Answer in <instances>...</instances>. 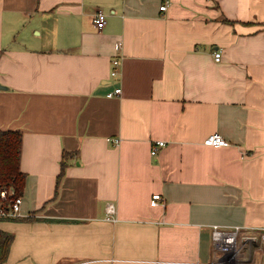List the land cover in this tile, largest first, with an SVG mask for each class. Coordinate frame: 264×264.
<instances>
[{"label":"crops","instance_id":"obj_1","mask_svg":"<svg viewBox=\"0 0 264 264\" xmlns=\"http://www.w3.org/2000/svg\"><path fill=\"white\" fill-rule=\"evenodd\" d=\"M168 1L0 0L26 175L4 264H214L213 226L264 233V0Z\"/></svg>","mask_w":264,"mask_h":264},{"label":"built area","instance_id":"obj_2","mask_svg":"<svg viewBox=\"0 0 264 264\" xmlns=\"http://www.w3.org/2000/svg\"><path fill=\"white\" fill-rule=\"evenodd\" d=\"M169 1L163 0V4L160 6V11H164L168 6ZM94 26L97 30L104 28L106 24L105 14L98 10L94 14L93 18ZM120 42L117 44V48L120 49ZM214 61L219 63L221 61V52L214 53ZM112 69L110 72L111 77L118 76V67L120 62L117 58L111 61ZM121 94L120 89H115L112 93L106 95L107 98L119 96ZM110 144H118V139H108ZM204 146L208 147H227L229 144L218 134L209 135L203 141ZM165 146V142L159 141L152 146L150 155L155 157L158 154L160 148ZM14 191L11 188L0 189V219L1 220H14L20 217L21 197L14 198ZM163 205L162 197L158 194L153 195L150 201L151 207ZM106 212L112 218L114 216V209L112 205H107ZM114 220V219H113ZM212 241L215 253L214 264H237V262L243 263L242 250L248 249V245L257 244L264 241V233L258 232L254 234V229L246 230L240 227L233 228H220L219 226L212 227ZM252 245V246H253ZM248 261V259H246Z\"/></svg>","mask_w":264,"mask_h":264},{"label":"trees","instance_id":"obj_3","mask_svg":"<svg viewBox=\"0 0 264 264\" xmlns=\"http://www.w3.org/2000/svg\"><path fill=\"white\" fill-rule=\"evenodd\" d=\"M22 135L17 131L0 130V189L11 188L14 198L21 197L26 175L20 170ZM65 164L62 163L57 181L64 175ZM27 218L23 221H31ZM0 221H5L1 220ZM13 236L0 230V264L8 258Z\"/></svg>","mask_w":264,"mask_h":264},{"label":"rangeland","instance_id":"obj_4","mask_svg":"<svg viewBox=\"0 0 264 264\" xmlns=\"http://www.w3.org/2000/svg\"><path fill=\"white\" fill-rule=\"evenodd\" d=\"M262 244H264V241L258 242V245H248V249L245 248L242 250L243 263L239 261L237 264H254L255 261L256 264H264V245ZM246 259H248V261Z\"/></svg>","mask_w":264,"mask_h":264},{"label":"water","instance_id":"obj_5","mask_svg":"<svg viewBox=\"0 0 264 264\" xmlns=\"http://www.w3.org/2000/svg\"><path fill=\"white\" fill-rule=\"evenodd\" d=\"M2 88V87H1Z\"/></svg>","mask_w":264,"mask_h":264}]
</instances>
